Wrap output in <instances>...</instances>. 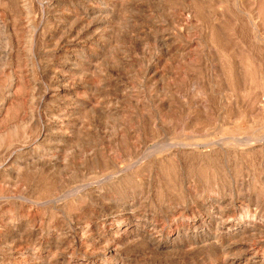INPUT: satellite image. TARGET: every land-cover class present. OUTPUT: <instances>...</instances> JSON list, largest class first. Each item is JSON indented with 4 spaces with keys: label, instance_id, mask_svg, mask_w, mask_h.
I'll use <instances>...</instances> for the list:
<instances>
[{
    "label": "rangeland",
    "instance_id": "374dc122",
    "mask_svg": "<svg viewBox=\"0 0 264 264\" xmlns=\"http://www.w3.org/2000/svg\"><path fill=\"white\" fill-rule=\"evenodd\" d=\"M0 264H264V0H0Z\"/></svg>",
    "mask_w": 264,
    "mask_h": 264
},
{
    "label": "bare ground",
    "instance_id": "6f19581e",
    "mask_svg": "<svg viewBox=\"0 0 264 264\" xmlns=\"http://www.w3.org/2000/svg\"><path fill=\"white\" fill-rule=\"evenodd\" d=\"M221 36V35H220ZM166 43V42H165ZM163 45H164V43H163ZM165 50H166V47H165ZM168 50V49H167ZM184 105H185V103H183ZM172 106H174V105H172ZM186 107V106H185ZM176 113H178V112H170L168 115H166V116H168V117H172V116H175V115H177ZM165 116V117H166ZM187 118H188V116H186V120H187ZM173 147V146H172ZM198 147L199 146H196L195 144H190V145H178V146H176V148H175V150H174V160H177L182 154H188V153H190L191 155H195L196 154V152L198 151L197 149H198ZM200 160V159H199ZM140 166V165H139ZM128 171H125L122 175H121V177H124L125 175H126V173H127ZM120 175V174H119ZM115 177H116V175H115ZM121 177H119V178H121ZM195 191V190H194ZM54 192H55V190H54ZM190 197V196H189ZM216 221V220H215ZM227 221H221V218H220V227L219 226H217V228L219 227V229L220 228H222L223 227V225L226 223ZM217 224V223H216ZM156 228L154 227H152V233L149 235V238H152V237H155L156 236V234H157V231L155 230ZM229 230V229H228ZM158 237V236H157ZM160 237V236H159ZM148 239V238H147ZM150 242V241H149ZM154 242V241H153ZM158 243V242H157ZM227 248V247H226ZM113 251V250H112ZM106 254V253H105Z\"/></svg>",
    "mask_w": 264,
    "mask_h": 264
}]
</instances>
